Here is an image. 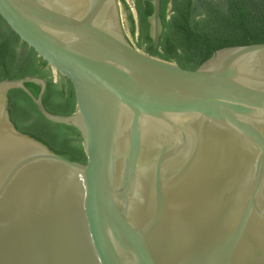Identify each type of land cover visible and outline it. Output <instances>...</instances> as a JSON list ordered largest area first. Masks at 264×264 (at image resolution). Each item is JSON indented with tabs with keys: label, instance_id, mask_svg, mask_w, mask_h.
Listing matches in <instances>:
<instances>
[{
	"label": "water",
	"instance_id": "95a60500",
	"mask_svg": "<svg viewBox=\"0 0 264 264\" xmlns=\"http://www.w3.org/2000/svg\"><path fill=\"white\" fill-rule=\"evenodd\" d=\"M119 3L0 0L76 105L54 115L45 80L0 82V264H264V43L185 70L125 38ZM150 3L156 51L160 0ZM11 90L76 128L86 163L19 132Z\"/></svg>",
	"mask_w": 264,
	"mask_h": 264
},
{
	"label": "trees",
	"instance_id": "16d2710c",
	"mask_svg": "<svg viewBox=\"0 0 264 264\" xmlns=\"http://www.w3.org/2000/svg\"><path fill=\"white\" fill-rule=\"evenodd\" d=\"M151 0H136L135 21L126 2L121 1L130 26V36L145 54L173 62L185 70H196L214 51L264 43V0H160L163 31L156 51L148 37L147 17ZM169 7V8H168ZM38 77L46 82L42 97L44 109L54 115L69 116L76 110L72 85L53 72L33 49L23 43L0 17V82L5 79ZM26 89L36 98L40 87ZM8 114L21 133L43 143L53 154L71 162L86 163L79 131L54 124L39 113L21 90L8 93Z\"/></svg>",
	"mask_w": 264,
	"mask_h": 264
},
{
	"label": "rangeland",
	"instance_id": "374dc122",
	"mask_svg": "<svg viewBox=\"0 0 264 264\" xmlns=\"http://www.w3.org/2000/svg\"><path fill=\"white\" fill-rule=\"evenodd\" d=\"M133 2H134V0H127L126 1V4L128 5L129 11L131 12L134 20L136 21L137 18H136V14H135L134 7H133ZM119 6H120V14H121V23L123 25L124 32L126 33V35L128 37V40L130 41V43L135 48H137L136 45H135V38L137 37V32H136V35H135L136 37L134 36V38H132L130 36L129 30H128L129 29V23H128L127 17H126L127 16V12L125 11V9H124V7H123V5H122L121 2L119 3ZM136 28H137V26H136ZM138 50L141 51L142 53H145L143 49H138ZM53 76H55V79L58 78V76L56 74H54V73H53Z\"/></svg>",
	"mask_w": 264,
	"mask_h": 264
},
{
	"label": "flooded vegetation",
	"instance_id": "af4514ba",
	"mask_svg": "<svg viewBox=\"0 0 264 264\" xmlns=\"http://www.w3.org/2000/svg\"><path fill=\"white\" fill-rule=\"evenodd\" d=\"M121 1H123V0H120V2ZM124 2H126V1H124ZM135 4H136V0H134V2H133V7H134V11H135V14H136V18H137V11H136V8H135ZM169 8V7H168ZM122 29H123V25H122ZM129 34H130V26H129ZM136 32H137V35H138V28H136ZM123 34H124V36H125V38L128 40V37H127V35H126V33L124 32V29H123ZM129 41V40H128ZM130 42V41H129Z\"/></svg>",
	"mask_w": 264,
	"mask_h": 264
},
{
	"label": "built area",
	"instance_id": "2783aa9c",
	"mask_svg": "<svg viewBox=\"0 0 264 264\" xmlns=\"http://www.w3.org/2000/svg\"><path fill=\"white\" fill-rule=\"evenodd\" d=\"M54 78H55V76H54Z\"/></svg>",
	"mask_w": 264,
	"mask_h": 264
}]
</instances>
